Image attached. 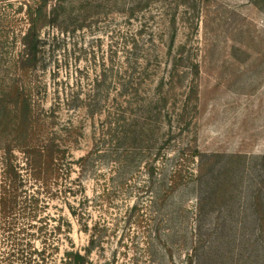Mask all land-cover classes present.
Wrapping results in <instances>:
<instances>
[{
  "label": "rangeland",
  "instance_id": "374dc122",
  "mask_svg": "<svg viewBox=\"0 0 264 264\" xmlns=\"http://www.w3.org/2000/svg\"><path fill=\"white\" fill-rule=\"evenodd\" d=\"M28 1L0 0V264L33 247L45 264H264V0H67L24 68ZM25 94L58 165L23 149Z\"/></svg>",
  "mask_w": 264,
  "mask_h": 264
},
{
  "label": "trees",
  "instance_id": "16d2710c",
  "mask_svg": "<svg viewBox=\"0 0 264 264\" xmlns=\"http://www.w3.org/2000/svg\"><path fill=\"white\" fill-rule=\"evenodd\" d=\"M67 4H68L67 0H29L26 3L27 9H28L30 27L22 38L23 46H24V50H23L24 68L26 66L32 67L33 65H35L36 61L38 60L40 48L42 47L41 43H43L40 32H39L41 25L47 24L46 23L47 19L50 20V23L51 22L56 23L58 18H60L61 16H64V14L67 12ZM50 6L52 8L48 14L47 9ZM139 34H142V32H140ZM124 70L126 71V73H128L129 68L126 67ZM124 70H123V74H124ZM126 73L122 77V82H124L123 80L125 79V75H127ZM128 92L125 91V93H128ZM22 99H23L22 101L23 108L21 111L20 119L23 122V127H21L20 129H21V135L23 137V143H25L23 149L28 154L34 151H37L38 153H42V152L46 153L47 151L50 158L52 159V163L54 162L55 165H58L57 162H59L60 159L62 158L61 157L62 154H61V151L54 149L53 142H49L51 143L50 145L48 144L44 145V143H42V145L38 146V148L36 149L35 147L32 146L34 144L31 142V139L36 134V129L34 128V123L36 121L33 120V116H32L34 111L32 110L31 98L29 97L28 99L26 95ZM129 113L130 111L128 112V114ZM109 114L112 115L111 119L114 120L112 123L110 122L112 125L124 121V123H126L127 126H130L131 124L130 116L129 117L125 116L127 114L126 111L122 112L123 114L122 116H118L119 113L117 114L115 113L114 115L113 111H109ZM126 136L128 137V139L131 140V131H127ZM112 140L115 142L114 139ZM32 166L33 165H31V168H33ZM256 198L257 200L261 201L260 196ZM254 209L257 215V219H258L257 230H259L261 237H263L264 236V219L261 216L264 217V208H263L262 202H261V206L257 205V207L255 206ZM97 238L98 236L96 235L92 236V239H91L92 247L95 245ZM263 245H264V242H263ZM41 256L42 254L38 250H36L35 247H33L32 252L26 253L25 258H24L25 260L24 263L25 264H45L44 261L42 262L37 258ZM66 262L67 264H87V257L79 251H70V252H67Z\"/></svg>",
  "mask_w": 264,
  "mask_h": 264
}]
</instances>
